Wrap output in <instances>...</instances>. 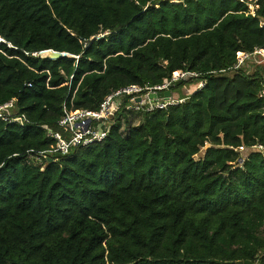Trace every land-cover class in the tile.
Returning <instances> with one entry per match:
<instances>
[{
	"label": "trees",
	"instance_id": "16d2710c",
	"mask_svg": "<svg viewBox=\"0 0 264 264\" xmlns=\"http://www.w3.org/2000/svg\"><path fill=\"white\" fill-rule=\"evenodd\" d=\"M0 37V264H264V0H0ZM176 71L181 102L46 152L63 105Z\"/></svg>",
	"mask_w": 264,
	"mask_h": 264
},
{
	"label": "built area",
	"instance_id": "2783aa9c",
	"mask_svg": "<svg viewBox=\"0 0 264 264\" xmlns=\"http://www.w3.org/2000/svg\"><path fill=\"white\" fill-rule=\"evenodd\" d=\"M5 40L0 37V44ZM8 46L11 44L7 43ZM0 52H3L0 49ZM242 55V54H241ZM248 55L244 54L238 58L236 67L243 62ZM176 72L169 79H163L159 84L153 86L127 85L118 88L107 94L96 110L91 109H74L67 108L63 105V112L59 118L57 125L58 131H47V136L53 139V144L46 152L59 153L65 155L74 146H86L95 142H101L108 134L110 123L114 114L123 109L124 112H151L155 109H163L169 105L181 102L172 94L167 98L150 99V93L163 92L170 90L174 86V82L184 76V72ZM202 84H200L201 86ZM172 92V91H171ZM139 101H136L137 98ZM0 105V117L3 120H15L16 118H24L22 115L17 116L9 111L13 108V101ZM261 148V147H259ZM43 152L39 153L42 155Z\"/></svg>",
	"mask_w": 264,
	"mask_h": 264
},
{
	"label": "water",
	"instance_id": "95a60500",
	"mask_svg": "<svg viewBox=\"0 0 264 264\" xmlns=\"http://www.w3.org/2000/svg\"><path fill=\"white\" fill-rule=\"evenodd\" d=\"M38 55L40 57H48L50 59H58V58H61V57H64V56H67V57H72V55H69L65 52H59V51H55V50H52V49H49V50H45V51H41L38 53ZM171 95V91L170 90H165L163 92H157V93H150L149 94V98L150 99H156V98H164V99H167L169 96ZM140 98L138 97L136 99V101H139ZM15 121L17 122H21V119L20 118H16ZM209 147V144H206L205 145V149ZM237 264H257L255 262H252V261H249V260H246V261H237Z\"/></svg>",
	"mask_w": 264,
	"mask_h": 264
},
{
	"label": "rangeland",
	"instance_id": "374dc122",
	"mask_svg": "<svg viewBox=\"0 0 264 264\" xmlns=\"http://www.w3.org/2000/svg\"><path fill=\"white\" fill-rule=\"evenodd\" d=\"M252 1H255V0H252ZM250 8H251V10L254 8V6L253 5H250ZM256 55L254 56V58H252L251 60H250V63L249 64H247L246 65V68L247 69H251L252 68V66H254V65H256V62L257 61H259V59H264V54L261 52V50L260 51H258L257 53H255ZM242 55H243V53H242ZM242 55L241 56H238V58H241L242 57ZM180 71H176V74L177 73H179ZM175 73V72H174ZM175 74V75H176ZM200 84H202V83H199V84H195V83H190V85H186V86H184L185 87V93H187V92H192L196 87H198V86H200ZM180 92H182V90H180V91H178V90H176V89H174L173 91H172V93L174 94V95H179L180 94ZM130 117H131V119H133V122L134 123H137L138 122V114L137 113H131L130 114ZM202 154V153H201ZM200 154H198V155H196L195 157H198Z\"/></svg>",
	"mask_w": 264,
	"mask_h": 264
},
{
	"label": "crops",
	"instance_id": "0c3cea01",
	"mask_svg": "<svg viewBox=\"0 0 264 264\" xmlns=\"http://www.w3.org/2000/svg\"><path fill=\"white\" fill-rule=\"evenodd\" d=\"M171 94L174 96V97H177L178 95H174L172 92H171Z\"/></svg>",
	"mask_w": 264,
	"mask_h": 264
}]
</instances>
